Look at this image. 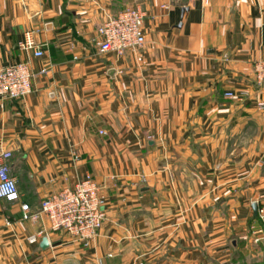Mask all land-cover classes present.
<instances>
[{
  "label": "crops",
  "instance_id": "0c3cea01",
  "mask_svg": "<svg viewBox=\"0 0 264 264\" xmlns=\"http://www.w3.org/2000/svg\"><path fill=\"white\" fill-rule=\"evenodd\" d=\"M135 6L143 49L100 55L97 28ZM32 31L42 58L20 48ZM261 61L264 0H0V67L33 75L27 98L0 101V153L21 197L0 200V264H236L260 250ZM87 177L107 201L90 248L22 220L21 204L37 211Z\"/></svg>",
  "mask_w": 264,
  "mask_h": 264
},
{
  "label": "built area",
  "instance_id": "2783aa9c",
  "mask_svg": "<svg viewBox=\"0 0 264 264\" xmlns=\"http://www.w3.org/2000/svg\"><path fill=\"white\" fill-rule=\"evenodd\" d=\"M146 13L140 7H129L109 17L97 28L93 44L100 55L114 54L119 57L128 52L143 49L146 43L144 22ZM38 32H26L20 48L32 53L35 58L45 55L43 47L35 40ZM255 82L264 87V61L252 66ZM32 72L28 63L0 67V101H21L32 92ZM227 100H249L247 94L227 91ZM259 112H264V100L256 103ZM12 153H0V200L19 203L21 200L16 180L11 175L8 162ZM107 201L91 177L81 181L74 190H64L44 199L39 210L34 211L27 204H21L22 220L38 223L48 220L52 231L63 232L83 248H90L107 220ZM44 236V230L29 238L37 243ZM259 240H256L258 243Z\"/></svg>",
  "mask_w": 264,
  "mask_h": 264
},
{
  "label": "rangeland",
  "instance_id": "374dc122",
  "mask_svg": "<svg viewBox=\"0 0 264 264\" xmlns=\"http://www.w3.org/2000/svg\"><path fill=\"white\" fill-rule=\"evenodd\" d=\"M236 264H264V245L260 247V250L253 251L252 254L241 255Z\"/></svg>",
  "mask_w": 264,
  "mask_h": 264
},
{
  "label": "water",
  "instance_id": "95a60500",
  "mask_svg": "<svg viewBox=\"0 0 264 264\" xmlns=\"http://www.w3.org/2000/svg\"><path fill=\"white\" fill-rule=\"evenodd\" d=\"M186 3H187V0H184V5H186ZM187 11H188L187 8H184V9H183V13H185V12H187ZM254 209H255V212H256V211H257V206H254ZM256 213H257V212H256ZM49 247H50V243H49L48 238H44V239L42 240V243H41V249H42V250H47Z\"/></svg>",
  "mask_w": 264,
  "mask_h": 264
},
{
  "label": "trees",
  "instance_id": "16d2710c",
  "mask_svg": "<svg viewBox=\"0 0 264 264\" xmlns=\"http://www.w3.org/2000/svg\"><path fill=\"white\" fill-rule=\"evenodd\" d=\"M240 257H241V256H239L238 258H240ZM238 258H237V260H238ZM237 260H236V261H237Z\"/></svg>",
  "mask_w": 264,
  "mask_h": 264
}]
</instances>
